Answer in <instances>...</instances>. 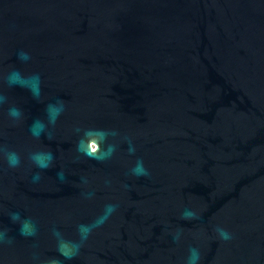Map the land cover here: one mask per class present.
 Segmentation results:
<instances>
[{
    "label": "water",
    "instance_id": "obj_1",
    "mask_svg": "<svg viewBox=\"0 0 264 264\" xmlns=\"http://www.w3.org/2000/svg\"><path fill=\"white\" fill-rule=\"evenodd\" d=\"M193 249L264 264V0H0V264Z\"/></svg>",
    "mask_w": 264,
    "mask_h": 264
},
{
    "label": "clouds",
    "instance_id": "obj_2",
    "mask_svg": "<svg viewBox=\"0 0 264 264\" xmlns=\"http://www.w3.org/2000/svg\"><path fill=\"white\" fill-rule=\"evenodd\" d=\"M23 58L27 59L26 56H24L22 54ZM97 150V146L95 144L91 145V151L94 153ZM111 151V149H109V152ZM10 163H12L13 165L18 163V159L13 155L12 157H10ZM135 172L137 175H147L146 170L143 168L142 164H138L137 168L135 169ZM186 215H191L190 213H187ZM220 233L221 238L223 239H229V234L224 231L223 229H219L218 230ZM199 260V253L193 249L191 250V255L189 257V261L188 264H197V261Z\"/></svg>",
    "mask_w": 264,
    "mask_h": 264
}]
</instances>
